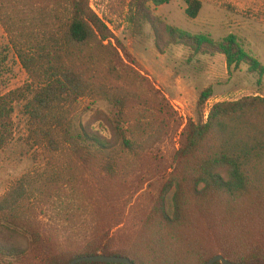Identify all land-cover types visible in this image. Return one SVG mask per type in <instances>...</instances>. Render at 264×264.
Instances as JSON below:
<instances>
[{"label":"rangeland","instance_id":"obj_1","mask_svg":"<svg viewBox=\"0 0 264 264\" xmlns=\"http://www.w3.org/2000/svg\"><path fill=\"white\" fill-rule=\"evenodd\" d=\"M83 1L112 31L113 66L120 77L114 74L126 98L121 126L140 119L136 141L143 148L125 153L113 174L104 169L106 159L83 158L71 147L51 159L48 150L28 139L24 102H15L13 139L0 148V196L24 175L55 168L64 177L61 187L37 194L20 219L39 232L41 247L27 251L22 263L7 258L0 259V264H44L45 259L49 264L50 258L66 261L99 227L109 229L112 248L128 251L137 264H159L163 258L178 264H200L239 242L249 249H263L264 194L230 206L214 196H197L189 183L195 158L179 161L176 154L190 123H206L217 102L264 97V79L258 83L259 76L250 73L247 65L229 74L222 54H193L184 45H168L164 26L207 34L216 41L235 35L264 64V0H200L202 9L195 19L186 15L184 0H173L153 11L160 18L159 33L149 24L142 33L133 31L127 21L128 7H123L129 0ZM28 79L0 22V96L23 87ZM207 88L212 90L211 97L200 105V94ZM80 106L83 122L112 135L119 109L107 100L84 99ZM207 141L211 142L210 137ZM178 163L175 177L184 183L182 218L165 236L170 242L156 250L159 246L152 244L155 238L149 228L151 223H161L163 199L165 208L173 205L175 187L171 194L165 191ZM0 243L10 247L27 244L1 227Z\"/></svg>","mask_w":264,"mask_h":264},{"label":"trees","instance_id":"obj_2","mask_svg":"<svg viewBox=\"0 0 264 264\" xmlns=\"http://www.w3.org/2000/svg\"><path fill=\"white\" fill-rule=\"evenodd\" d=\"M173 0H129L127 21L135 33H142L149 24L159 33L160 18L153 15L158 7ZM185 13L195 19L202 9L200 0H184ZM0 22L8 36L9 47L14 50L28 73V82L21 88L0 96V148L13 139L11 116L14 103L24 102L23 113L28 120V139L49 151L48 157L65 149H76L83 158H103L104 169L113 174L119 170V160L128 152L138 153L143 148L136 141L141 121L135 118L126 126L121 119L126 108V98L120 87V77L113 66L115 48L108 24L91 12L83 0H0ZM168 45L181 44L193 54H222L226 58L229 74L248 66L250 73L264 79V64L249 51L235 35L214 40L207 34L165 25ZM108 41V44L105 42ZM115 73V74H114ZM212 94L205 89L199 98L203 105ZM107 100L119 113L112 135L103 134L89 123L83 122L81 101ZM118 125V126H117ZM185 139L176 154L177 159L196 161L191 167L190 187L200 197H216L230 206L242 199L264 194V97L248 96L237 101L215 103L206 123H190ZM210 137L211 142L207 141ZM180 163L172 173L165 194L175 187L173 205L159 209L161 223H151L149 230L158 250L167 245L166 235L172 233L182 218L181 195L184 183L175 177ZM24 175L0 196V227L22 237L26 247H10L0 243V259L10 258L24 262L27 251L41 247L39 232L20 222L37 194L49 193L63 180L60 170ZM61 187V186H60ZM156 234L158 237H156ZM109 229L97 228L88 239L78 244L68 260H49V264H69L82 256L96 254L125 256L128 251L112 248ZM155 250V251H156ZM216 255L238 263L264 264V248L249 249L244 242L226 247L207 257L206 264ZM170 257V256H169ZM171 258V257H170ZM174 256L171 259H176ZM160 259L159 264H178ZM43 264V263H42ZM44 264H47L45 259ZM79 264H116L81 262ZM220 264V263H216Z\"/></svg>","mask_w":264,"mask_h":264},{"label":"water","instance_id":"obj_3","mask_svg":"<svg viewBox=\"0 0 264 264\" xmlns=\"http://www.w3.org/2000/svg\"><path fill=\"white\" fill-rule=\"evenodd\" d=\"M81 262H99V263H116V264H135L130 258L125 256H114V255H104L96 254L90 256H82L75 258L69 264H79ZM262 264V263H238L233 262L222 255H216L211 258L206 264Z\"/></svg>","mask_w":264,"mask_h":264}]
</instances>
